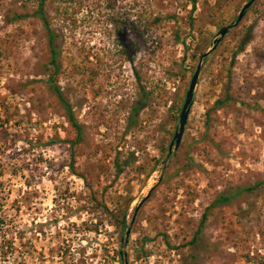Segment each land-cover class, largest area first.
<instances>
[{
	"label": "rangeland",
	"instance_id": "obj_1",
	"mask_svg": "<svg viewBox=\"0 0 264 264\" xmlns=\"http://www.w3.org/2000/svg\"><path fill=\"white\" fill-rule=\"evenodd\" d=\"M37 1L0 0V217L15 247L25 251L12 257L26 264H264V186L210 210L197 232L219 193L264 181V0H255L256 10L251 6L235 29L251 39L242 52L234 54L240 36L230 35L228 52L217 49L197 64L191 56L205 53L249 0H198L191 15L188 0L165 2L162 11L177 19L155 31L162 47L154 55L140 43L134 65L142 86L116 53L104 8L70 36L63 31L55 85L82 127L74 146L65 106L48 88L46 38L32 15ZM14 14L26 16L5 23ZM175 31L179 40L172 45ZM224 57L233 63L235 87L251 83L242 97L252 108L211 112L207 128L206 111L221 96V85L211 81ZM199 63L176 161L169 148ZM141 87L148 100L129 126ZM117 159L130 161L119 178ZM125 197L132 199L130 235L127 243L122 235L120 246L109 215H118ZM195 236L200 243L191 245Z\"/></svg>",
	"mask_w": 264,
	"mask_h": 264
},
{
	"label": "trees",
	"instance_id": "obj_2",
	"mask_svg": "<svg viewBox=\"0 0 264 264\" xmlns=\"http://www.w3.org/2000/svg\"><path fill=\"white\" fill-rule=\"evenodd\" d=\"M167 1L168 0H38L36 2V9L33 11L32 15L34 17H37V19L40 21L42 29L44 31V36L46 38L48 60L44 66L46 68L45 73H47V76L49 77L47 81L48 88L51 92H53L54 95L57 96L63 106H65V117L75 132V138L71 142V146L81 143L82 127L75 118L72 108L67 105L66 102H64L60 89L55 85V79L60 68V43L63 40L62 36L65 37L62 32L64 31L70 36L75 32V30L79 27L84 19L95 18L97 12L104 8L106 12H108L106 15V22L107 25L112 29V36L116 45V53L119 57L124 58L126 62H129L132 65L134 80L138 85L142 86L145 78L141 76V74L137 71L136 65H134L136 54L139 52L140 43H142L143 48L151 49L152 55L155 54L156 50L161 49L162 41L160 38L156 37L155 31H158L161 27H163L166 21L176 22L177 19L175 15L167 14L162 11L164 8V3ZM188 2L191 5V9L189 12V14L191 15L197 6L198 0H188ZM253 5L254 4H252L251 6L256 10V6ZM25 16V14H14L10 17V19H7L5 23H13L14 21L22 19ZM193 23L194 21L192 20L189 23V26L193 27ZM237 27L238 24L234 26L232 30H228L225 36L221 38L220 42L212 52L220 48H223L226 52H228L229 46L231 44L228 41L230 35L231 40H235L236 37L240 36L234 54L242 52L249 44L251 39L248 37V31H245L244 29L240 30L241 35L239 34V32L236 33L235 29ZM196 32L200 35L199 42H204L206 38H203L202 27L199 26ZM178 40L179 36L177 31H175L174 40L171 44L175 45ZM148 43H150L149 47H147ZM2 54L3 53L0 52V56ZM202 54L203 53L198 54V56H191V60L194 62V64H197ZM234 57L235 55L233 56V59ZM228 60V58L224 57V59L221 61V72L219 76L211 81V83L214 85H221V96L213 103L210 109L206 111L204 123L207 128L210 125L211 112H216L218 110L231 111L236 108L237 104H246L244 102L242 94L244 93L247 95L249 93L251 83L245 79V83L243 86L235 87L232 83L233 78L231 72L233 63H229ZM181 62H184V58L181 59ZM73 70V72L76 73L81 72L80 69L75 66L73 67ZM177 72L182 74L185 73L184 69H182L180 66H178ZM224 72L225 75H223ZM260 84L264 87V80ZM244 87L247 88L246 91L244 90ZM152 90L153 88L150 90L151 95ZM147 100L148 94L144 91V87H141V98L135 104H132L130 108L129 126L135 124ZM257 104L258 103H256L255 101L254 105ZM245 106L249 107L250 105ZM250 108L252 107L250 106ZM162 152L166 151L162 150ZM178 155V150H175L172 154L173 160L175 159L176 161H178ZM172 163L173 162H169L168 164L171 165ZM129 164V160L120 161L117 159L114 163L115 178H119V176ZM191 165L192 162L188 161L186 164H184V168H189L191 167ZM155 167L156 163L149 171V174L155 170ZM165 169H163L160 180H163L166 176ZM179 169L180 168L176 170L178 171ZM2 176L3 170L0 163V179L2 178ZM262 186H264V181L257 180L250 186L240 187L236 190L226 189L219 193L207 207V214L204 213V215L202 216L197 232H200L203 229V226L208 217V212L210 210H213L216 207L229 206L238 196L242 195L243 193L252 194L253 191L261 188ZM123 201L124 207L122 208V210L120 211V208L116 209V211H119V213H117L118 215H115V213L112 212H110L109 215V220L111 222L110 225L114 227L115 232H117L119 235L120 240L118 243L120 246L123 245V241L121 239L122 235L127 231L129 227L126 217L132 199L125 197L123 198ZM104 208L106 207L104 206ZM105 210L108 211L107 209ZM2 226L3 222L1 221L0 217V264H26L23 259H17V257L21 258L22 253H24L25 251H18L14 244V238L10 237V234L7 233V230H5ZM197 243H200V239H198V236H195L190 244L195 245ZM17 253L20 255H18L17 257H12V255H15ZM116 256L120 258L121 253H119V251H116ZM10 258L11 260H9ZM193 264H196V262H194Z\"/></svg>",
	"mask_w": 264,
	"mask_h": 264
},
{
	"label": "water",
	"instance_id": "obj_3",
	"mask_svg": "<svg viewBox=\"0 0 264 264\" xmlns=\"http://www.w3.org/2000/svg\"><path fill=\"white\" fill-rule=\"evenodd\" d=\"M254 1L255 0H249L247 3H245L242 6V8L240 9L235 22L230 24V25L222 27L218 31V37L213 40L212 46L205 53H203L201 55V59H204L205 57H207L208 55H210L212 53V51L216 48V46L220 42L221 38L225 36L227 31L230 30L231 28H233L234 26H236L243 19L244 15H245V12L251 7V5L254 3ZM200 69H201V64L199 63L197 65V67H196L195 72L193 73V75L191 77L187 92L185 94V99H184V102L182 104L181 111H180V114H179L178 128H177V130L174 133V136H173V139H172V144L170 145V148H169V153H168L169 155L172 153V148L171 147L173 146L174 150H176L178 148V146H179L180 141H181V137H182V134H183L186 122H187V118H188V115H189V111H190V107H191V103H192V99H193L194 89H195V86L197 84V80H198V77H199V74H200ZM139 205H140V203H139ZM139 205L134 210V216L136 215V213L138 211ZM129 235H130V229H128L126 231V234H125V238L126 239L124 241L125 243H127V239L129 237Z\"/></svg>",
	"mask_w": 264,
	"mask_h": 264
}]
</instances>
